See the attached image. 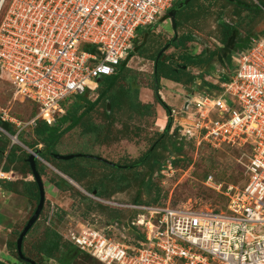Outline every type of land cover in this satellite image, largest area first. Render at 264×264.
Masks as SVG:
<instances>
[{
    "label": "built area",
    "instance_id": "obj_1",
    "mask_svg": "<svg viewBox=\"0 0 264 264\" xmlns=\"http://www.w3.org/2000/svg\"><path fill=\"white\" fill-rule=\"evenodd\" d=\"M177 1L0 0V73L15 88L13 96L36 107L28 124L52 125L71 98L96 93L100 81L131 57L137 31L155 24ZM231 61L233 74L218 94L188 99L181 90L186 107L169 112L170 133L188 142L249 149L241 184L212 176L203 182L222 196L223 206L195 210L91 197L136 211L130 224L142 230L145 242L127 245L105 235L113 226L88 224L69 230L67 242L101 264H264V36L251 38ZM168 173L173 168L166 160L160 175ZM12 180V172L0 171V182Z\"/></svg>",
    "mask_w": 264,
    "mask_h": 264
},
{
    "label": "rangeland",
    "instance_id": "obj_2",
    "mask_svg": "<svg viewBox=\"0 0 264 264\" xmlns=\"http://www.w3.org/2000/svg\"><path fill=\"white\" fill-rule=\"evenodd\" d=\"M243 1L251 2L249 0ZM191 4V10L186 9L182 12V24L176 29V34L179 36L183 33L191 32L195 35L197 42L190 44L191 50H194L193 52L195 53L202 50L209 52L223 46L219 32V21L221 19L230 25L238 26L239 32L236 39L237 46L240 47L245 46L251 38H260L262 32H264V11H255V8L245 11L242 14L244 18L241 23V17L236 15V9L229 2L223 0H200L199 2H191ZM1 19L0 16V22ZM172 38L173 30L169 18L164 19L162 17L152 26L140 28L137 31V39L134 44V55L127 61L126 67L129 70V74H124L125 77L116 83V87L124 86L134 91L137 90L138 100L141 103L151 105L153 114L141 117L124 107L115 114L116 120L113 121L114 123L108 129L111 133L104 135L106 139L101 144L91 139L86 146L82 141V129L75 128L61 138L57 147V154H89L100 157L111 164L130 166L140 161L157 140H163L167 150L162 149V146H158L154 151L159 155L160 162L169 155V150L171 149L169 135L173 133H170L169 129L168 136L164 139H159V134L163 132L168 122H170L169 113L167 114L164 108L154 100V94L156 93V84L153 77L154 63L148 58L157 49L166 46L167 42L172 40ZM173 51L174 49L169 47L163 55H169ZM140 53L142 55H139ZM213 65H215L216 70L220 69L219 64L216 62ZM191 72L197 75L200 71L192 70ZM205 76H203L204 80ZM108 84L106 82L101 84L99 89L107 87ZM200 84L201 80L198 78L195 80L194 85L186 87L194 89L195 86L198 87ZM160 86L159 96L166 106L170 109H182L185 99L181 94L180 88L166 85L162 80L160 81ZM14 92L15 88L8 80L6 81L5 77L0 79V117L11 119L12 122L15 121L14 123H7L9 124V130L14 132L13 135H16L18 141V144L13 143L12 139L0 130V148L6 155L8 154L7 156L16 152L17 156L24 159L28 153L19 143L28 149V144L36 143L35 148L30 150H41L43 146L38 144L36 137L32 134L33 126L28 124L35 111L34 105L13 96ZM98 95L99 90L93 95L88 94V97L94 101ZM75 100L71 98L66 103L70 104ZM107 103H105L106 109ZM129 104H134V102ZM102 111L101 107L92 114V121L97 126L108 125L106 121L101 120ZM107 112H109L108 109ZM193 144H184L182 153L179 155V161L176 166L172 167V174L157 176V173H154L152 181L160 193L159 203L162 205L160 207H192L195 210L221 208L224 203L223 199L203 186L202 182L205 176L212 174L219 180L232 181L234 183L241 182L243 164L247 162V154L249 153L248 148L240 149L224 145L220 146V148H210ZM6 159L0 158V171L12 172L13 180L11 181L12 190L4 187L7 182H0V262L16 264L13 249L9 250L6 245L8 242L16 241L18 234L35 209L37 201L23 196V183L33 181L32 176L26 173L29 172V169L27 170L21 162L9 165L5 161ZM43 161H38L37 170L44 185L45 204L39 220L24 239L23 250L27 258L39 261L40 264H57L56 260H42L43 258L36 250L43 239L45 229L49 228L57 231L61 234L63 240L67 241L65 236H67L69 230H77L81 225L88 224L96 228H104L103 226L109 223L106 217L108 213L94 207H91V210L85 213L87 202L82 196L95 202L93 198L88 196L91 193L87 191L86 185L96 184L103 177H108L109 181L111 172L110 170L97 167L100 165L99 162H95L92 159L79 158L69 161L54 159V161L50 160V162ZM139 164H142V162ZM139 164H137L135 169L142 177L147 172L148 164ZM8 165V171H4L5 169L3 168ZM19 170H24L25 175L20 173ZM55 170L58 172H55ZM81 171L84 172L85 178L83 177L84 180L82 179L79 184L69 178L71 176L73 179H77L76 174ZM58 173H64L65 177L60 176ZM131 185L128 190L113 195L110 201L126 205L131 204L135 197L137 183L133 182ZM108 186H113V182H109ZM155 197L156 194L153 191L149 198L143 196L142 199L152 200ZM119 211L122 212L124 229H119L115 226L119 231L117 229V231L114 230L112 237L130 245L135 241V235L133 232H129L125 224L129 220L131 212L128 210Z\"/></svg>",
    "mask_w": 264,
    "mask_h": 264
},
{
    "label": "trees",
    "instance_id": "obj_3",
    "mask_svg": "<svg viewBox=\"0 0 264 264\" xmlns=\"http://www.w3.org/2000/svg\"><path fill=\"white\" fill-rule=\"evenodd\" d=\"M194 1L199 2L200 0H191L188 5L180 9L178 13L176 14V17H175L176 29L179 28L180 25L182 24V20H181L182 12L185 11L186 9L191 10L192 8L191 2H194ZM204 1H210V0H204ZM223 1L229 2V4L232 5L234 9H236L235 13L237 16L241 17L242 19L240 21L241 23L244 18L242 17V14H244L245 11L253 10L252 8H255V11H259V12L264 11V0H249V2L251 1L250 3H247L246 1H243V0H223ZM179 2L180 1H177L176 3H174L171 8H173ZM168 11L163 16L164 19L168 18ZM219 27H220L219 32L221 35V42L223 44L226 43L227 39H229V37L231 36L233 32L235 33V39L238 37L239 31H238L237 25L236 26L230 25L221 19L219 21ZM263 36H264V32H262L261 37ZM135 42L136 41H134V44ZM169 42L170 41H168L167 44ZM196 42H197V38L191 32L183 33L177 36L176 40L171 42L169 47L174 49V51L171 54L166 55V56L162 54L159 57V59L156 60L158 52L162 49L161 47L160 49H157L154 52V54L148 58L152 60L154 63L153 77H154V80L156 81V88H155L156 93L154 94V100L157 104L161 105L164 108L167 114L170 112V108L166 106V104L161 100L159 96V92L161 88L160 86L161 79L171 81L181 86H189V85H194L195 80L200 78L201 84L198 86V91L200 93L213 96V95L218 94L221 91V88L219 85L221 83L228 81L233 74L234 66L231 61V56H228L226 61H224L223 64H219L220 72L215 73V65L210 66L209 63L212 62L216 58V56L220 52V49L219 50L216 49V50L209 51V52L206 50H202L201 52L197 54L193 52L194 50H191L190 48V44L196 43ZM249 46H250V40L245 46H241V47L235 46L233 49V52L235 53V52L245 51L249 48ZM133 51H134V47H133ZM133 55L134 53L132 52L131 56ZM139 55H142V54L140 53ZM128 60H129V57L117 67V71L114 74L118 76L117 80L115 84L113 85L112 89L101 100L102 103L100 101L99 104L90 113H87L80 120L79 124L75 127V128L82 129V133H83L82 141L84 142L86 146L88 143H90L91 139L92 141L96 143H100V144L102 143V141H104V139H106L104 135L106 133H111L109 132L108 129L111 127L112 123H114L113 121L116 120L115 114L118 113L120 110H122V108L124 107H126L128 110L130 109L136 115L141 116V117L151 116L153 114L152 113L153 107H151V105L141 103L138 100L137 90L134 91L133 89L129 87L126 88L124 86L116 87V83L125 77L124 74H129V70H127L128 68L126 67ZM192 70H199L200 72L199 74L194 75L191 72ZM1 75L2 74L0 73V79L3 78V76ZM205 75L206 76L214 75L215 77H217L215 78L217 83L214 84L211 81L210 82L205 81L203 77ZM113 76L107 77L106 83H109L111 81L110 79L113 78ZM105 88L98 89L99 94ZM72 99L74 100L76 99V100L71 102L70 104H67V106H65L66 107L65 114L60 117H57L55 122L52 125H48L45 122L39 120L33 126L32 134L36 137L38 144H41L43 146L40 152V157L47 162H50V160L54 161L52 154L57 153V147L60 143V140L65 135V134L61 135V133L68 126H70L83 112H85L93 103V101L90 100V98L88 97V93L86 92L82 95L74 96ZM104 102L109 103L110 105L109 112H107L106 105ZM132 102H134V104H129ZM101 107L103 109L101 113L102 114L101 120L106 121V123L108 124L107 126L105 125L97 126L92 121L93 120L92 114L96 112L97 110H99V108ZM34 109L35 111L33 112L32 118L35 116L37 112V109L35 106H34ZM0 125H1V121H0ZM169 129H170V122H168L163 132L159 134V139L160 138L164 139L165 137H167L169 134ZM9 134L13 135L14 132L12 130H9ZM169 139H170L169 144L171 147V149L169 150V155L161 162H160L159 155L155 153L154 149L157 148L158 146H162V149L167 150V146L163 143V140L162 141L157 140L155 144H152L149 151H147V153L140 159V161L130 166L114 164V163L105 164L103 162L92 159L95 162H99L100 165L97 167L105 169V170H110L111 173H110L109 181H108V177H103L102 179L98 180L96 184H91V185L87 184L86 185L87 191L91 194L93 191H96L97 198H103L104 200L105 199L110 200L113 195L117 193H122L125 190H128L129 188H131L132 186L131 184L133 182H136L137 189L135 192L134 200L131 204L146 205V206H162L159 203L160 193L158 191V188L156 187V185L153 184V181H152L153 175L154 173H157V176H162L160 175V170L166 160H169L171 162L172 167L176 166L177 162L179 161V155L182 153L184 144L186 145V143L187 144L192 143V142H188L184 140L183 138H181L177 134V132H174L173 134L169 135ZM35 145L36 143L28 144L27 146L29 147V149H33L35 148ZM199 147H208V146L200 145ZM81 158L87 159L84 157H81ZM75 159H79V158H75ZM5 161L9 165H13L17 162H21L23 166H25L28 170L27 164L24 162V160L21 157L16 155V152L11 153ZM140 162H142V164H139ZM137 164L139 165L148 164L147 172L144 175H142V177L140 173L137 172L135 169ZM9 165L3 168L5 169L4 171H8ZM23 171L24 170H19L20 173H24ZM26 173L30 174V172H26ZM83 173L84 172L81 171L79 172V174H76L77 179H73L69 175L67 176H69L70 179L74 180L75 182L79 184V182H82V179L84 180L85 178ZM208 176H212L216 182H220V183L241 184L244 181V175L241 176V180H240L241 182L234 183L232 181L219 180L212 174H208L207 176H205L203 182L206 180ZM111 181L113 182V186L109 187L108 183ZM23 186H24L23 196L27 197L30 200L37 201L39 196H38V190H37V186L35 182L34 181L24 182ZM4 187L8 190H12V183L7 182L5 183ZM153 191L156 194L155 199H152V200L142 199L143 196L149 198ZM209 191L212 193H215L211 190ZM216 195L220 196L218 194ZM220 197L222 198V196ZM82 198L87 202L85 213H88V211L91 210V207L99 208L102 211H106L108 213L107 214L108 216L106 217L109 223L105 224V226L103 227L105 228L107 226H113L115 231L118 230L117 228L124 229L123 219H122V214H121L122 212L119 210L130 211L131 212L130 218L129 220H127L125 224L129 232H133L135 235V241L130 245L139 246V243L145 242V236L142 230L137 227H133L130 224L131 223L130 220L133 219L137 213L136 211L131 210V209H126V208L108 206V205L99 203L97 201L94 202L90 198H87L84 196H82ZM115 226L117 228H115ZM114 230L113 229L108 230V231L105 230V235L112 237V235L114 234ZM23 243H24V240L22 242V253L25 256L24 250H23ZM6 246L8 247L9 250L13 249L15 253L16 264H28V263L22 262L19 259L17 252H16V241L8 242ZM36 250L38 254L43 258L42 260L44 261L56 260L57 264H96V263L101 264L99 261L95 260L87 253L78 250L72 244L63 240L60 233H58L55 230L49 229V228L45 229L43 233V239L40 241L39 246L37 247ZM34 262L35 264H40L39 261L38 262L34 261ZM0 264H7V263L0 262Z\"/></svg>",
    "mask_w": 264,
    "mask_h": 264
},
{
    "label": "water",
    "instance_id": "obj_4",
    "mask_svg": "<svg viewBox=\"0 0 264 264\" xmlns=\"http://www.w3.org/2000/svg\"><path fill=\"white\" fill-rule=\"evenodd\" d=\"M190 2V0H181L177 5H175L173 8H171L168 11V18L170 20L171 23V28L173 30V38L172 40H170V42L164 46L160 52L157 55L156 60L159 59V57L169 48L170 44L172 41L177 39V34H176V22H175V17L176 14L178 13V11L180 9H182L184 6L188 5V3ZM235 43V33L233 32L230 36L229 39H227L226 43L222 46V48L220 49V54H218L217 56V62L219 64H223L224 61L227 59V56L231 54V51L233 49ZM184 68V67H183ZM117 75H114L113 78L111 79V81L109 82L108 86L97 96V98L93 101L92 105L85 111L83 112L70 126H68L62 133L61 135H64L68 132H70L73 128H75L80 120L87 114L90 113L98 104L99 102L104 98V96L112 89L113 85L115 84L116 80H117ZM156 84V81H155ZM182 90L186 93V97L189 99L192 96V91L193 89L190 87H183ZM156 91V89H155ZM187 103H185V107H186ZM110 105L107 103V109L109 110ZM0 130L2 132H4L7 136H9L11 139L12 138H16V135H11L9 134V124L2 122L0 125ZM20 144V143H19ZM26 151H27V163L29 165V169H30V173L31 176L37 186V190H38V203L37 206L35 208L34 213L32 214V216L28 219V221L26 222L25 226L23 227V229L21 230V232L18 235V238L16 240V252L17 255L19 257V259L22 262L28 263V264H35L34 261L26 258L23 253H22V242L24 240V238L26 237L27 233L30 231V229L35 225V223L38 221L39 215L44 207L45 204V191H44V185L42 182V178L39 175L37 169H36V161H43V159L40 157V152L41 150L39 149H35V150H30L27 147L23 146L22 144H20ZM52 157L55 160L58 161H69L75 158H87V159H95L97 161L103 162L105 164H111L110 162L94 156V155H85V154H70V155H60L57 153L52 154ZM44 162V161H43ZM55 172H58L55 170ZM60 174V173H58ZM60 176L65 177L63 174H60ZM90 197H96V191H93L91 195H88Z\"/></svg>",
    "mask_w": 264,
    "mask_h": 264
},
{
    "label": "flooded vegetation",
    "instance_id": "obj_5",
    "mask_svg": "<svg viewBox=\"0 0 264 264\" xmlns=\"http://www.w3.org/2000/svg\"><path fill=\"white\" fill-rule=\"evenodd\" d=\"M229 38H230V37H229ZM223 45H224V44H223ZM237 45H238V44H237V39H235V43H234L233 49H234V47L237 46ZM221 48H222V47H221ZM221 48H218V50L221 49ZM233 49H232V51H231V54L228 55V56H232V55L234 54ZM206 51H207V50H206ZM219 54H220V52H219ZM217 56H218V55H217ZM217 56H216V58H215L213 61L216 62L217 64H219V63L217 62ZM228 56H227V57H228ZM225 61H226V60H225ZM214 62H210L209 65H210V66L213 65ZM106 79H107V78H103V79L100 81V85H101V84H104V83L106 82ZM199 93H200V92L198 91V87L195 86V88L193 89V91H192V93H191L192 96H193V95H196V94H199ZM7 155H8V154H7ZM7 155H6V154L4 153V151L1 150V148H0V158L3 157V158L5 159V158L8 157ZM27 156H28V155H27ZM26 159H27V157L24 158L23 160H24V162L27 164L28 169H29V165H28ZM37 162H38V161H36V169H37V166H38V165H37ZM37 171H38V170H37ZM29 172H30V169H29ZM30 175H31V173H30ZM33 181H34V180H33ZM37 203H38V199H37V202H36V206H37ZM35 208H36V207H35ZM34 211H35V209L32 211L30 217L32 216V214L34 213ZM42 211H43V209H42ZM42 211H41L40 215L42 214ZM40 215H39V218H40ZM30 217H29V218H30ZM29 218H28V219H29ZM39 218H38V220H39ZM27 221H28V220H27Z\"/></svg>",
    "mask_w": 264,
    "mask_h": 264
},
{
    "label": "crops",
    "instance_id": "obj_6",
    "mask_svg": "<svg viewBox=\"0 0 264 264\" xmlns=\"http://www.w3.org/2000/svg\"><path fill=\"white\" fill-rule=\"evenodd\" d=\"M135 41H136V40H135ZM196 53L198 54L199 51L196 52ZM218 71L220 72V69H219V70H216V69H215V73H218ZM211 76L214 77V79L217 78V77H215L214 75H211ZM161 80H162L166 85L176 86V87H179L180 90H182V86L179 85V84L173 83V82L168 81V80H165V79H161ZM140 95H141V94H140ZM60 174H63V173H60Z\"/></svg>",
    "mask_w": 264,
    "mask_h": 264
},
{
    "label": "bare ground",
    "instance_id": "obj_7",
    "mask_svg": "<svg viewBox=\"0 0 264 264\" xmlns=\"http://www.w3.org/2000/svg\"><path fill=\"white\" fill-rule=\"evenodd\" d=\"M12 142H13V143H17V144H18V141H17V139H16V138H15V139H14V138H12ZM19 145H20V144H19Z\"/></svg>",
    "mask_w": 264,
    "mask_h": 264
}]
</instances>
